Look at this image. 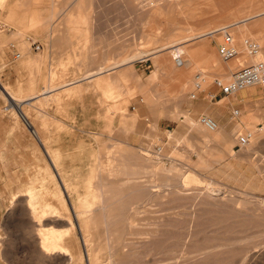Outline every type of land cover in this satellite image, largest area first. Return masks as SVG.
I'll return each mask as SVG.
<instances>
[{"label":"rangeland","instance_id":"rangeland-1","mask_svg":"<svg viewBox=\"0 0 264 264\" xmlns=\"http://www.w3.org/2000/svg\"><path fill=\"white\" fill-rule=\"evenodd\" d=\"M238 1L246 7L243 10L246 17L264 12V0ZM79 3L85 9H80ZM199 5V0H4L3 8L0 7V84L22 102V110L47 140L46 145L51 153L56 155L57 167H52L49 157L25 127L24 120L16 114L9 100L0 95V264H87L81 255L74 262H69L62 255L48 258L38 251L33 222L25 206L22 208L20 201L23 197L20 194L29 187L41 192L44 201L50 194L48 201L59 208L64 217L55 224L56 228L64 230L68 219H72L75 225L71 203L75 204V198L79 200L78 195L88 201L93 200L91 193L96 191L102 179L98 166L106 157L105 151L110 152L113 170L121 167L126 170L141 169L137 177L139 187L131 183L127 189L141 188L142 192L137 201L140 207L138 215L130 218V208L135 203L133 199L128 201V197L122 198L109 205L112 232L103 233L101 224L90 227L99 257H108L110 264H214L215 261V264H264V256L256 255L264 244V219L256 217L257 204L264 202V88L252 84V87L239 89L237 97L241 106H235L237 113L230 112L227 128L217 123L221 127L218 126V136H206V142L191 143L184 139L170 141L172 136L169 134L167 140L157 142L155 138H150L152 141L140 144L127 143L129 139H134L129 133L136 126L130 105L131 98L138 92L135 89L137 76L134 70L128 69L134 78L129 76L127 80L122 79V88H117L116 82L111 87L109 78L106 79L109 83L84 78L91 70L111 69V65L118 61L145 56L151 60L150 57L162 54L164 47L169 54L173 48L168 50V41L163 37L166 35L165 25L174 26L177 21L196 16ZM76 16H81V19ZM255 21L258 27L256 37L242 36L254 39L259 47L264 46V13ZM77 22L82 23L79 26ZM85 22L87 27H81L82 24L85 26ZM74 24L82 29L71 28ZM113 34L122 40L135 36L134 46L126 48L129 52L122 55V60H113L112 49L106 50L110 44L107 40ZM84 35L89 38V43L83 45ZM240 50L242 56L235 54L226 59L235 63L231 71L240 67L238 65L243 58H246L245 62L255 58L264 60V49H259L256 56L247 57L246 48ZM104 51L106 59H103ZM16 54L21 55L16 58ZM217 55L221 59L222 55ZM110 59L107 66H97L98 62L106 64ZM169 60L174 65L173 60ZM106 72L96 76L111 73ZM78 78L83 79L76 81ZM85 79L88 83L86 91L79 84ZM71 86L76 89L67 90ZM112 88L115 94L107 95ZM116 92H119L118 95ZM106 119L110 122L104 125ZM233 123L235 125L228 132L233 134L230 137L224 132ZM247 123L257 127V130L260 127L263 130L253 133L255 129L252 126L243 127ZM205 131L209 130L206 128ZM246 133L253 136L246 145L241 146L238 144V134ZM249 144H252L253 150L245 152ZM229 151L234 155L232 158H222L217 163L213 161L216 155L218 158L225 153L228 156ZM211 153L213 156H210ZM200 160L210 161V166L202 168L203 162ZM57 173L69 184L66 189L58 181ZM119 178L115 175L102 183L107 190L114 192L121 184ZM195 188L210 191L209 197L204 192L202 198H194L197 193H202ZM182 189H185V193ZM153 194L158 198H150ZM212 195L220 201L218 204L220 207L222 205L221 208L209 205L217 203L211 198ZM97 207L98 203L93 205L95 215L100 212ZM235 219L236 223L233 221ZM102 220H105L104 217ZM129 221L135 225L134 229L128 225ZM68 228L66 235L69 239L64 234L63 242L76 256V252L84 247L77 239V230ZM213 236L217 239H213ZM231 236H235L231 239L233 242L228 241ZM131 239L136 243L133 244ZM139 241L142 242L139 244ZM103 243L107 246L105 252L98 249ZM217 246L222 247L217 250ZM242 247L250 249L245 252L248 254L244 262L241 259Z\"/></svg>","mask_w":264,"mask_h":264},{"label":"crops","instance_id":"crops-1","mask_svg":"<svg viewBox=\"0 0 264 264\" xmlns=\"http://www.w3.org/2000/svg\"><path fill=\"white\" fill-rule=\"evenodd\" d=\"M81 3L78 7L85 9ZM199 4L196 16L177 21L174 26L165 25L166 35L163 37L168 41L167 48L180 51V65L175 63L173 66L170 65L168 51L164 47L162 54L150 57L151 60L148 56L134 57L127 61L115 62L111 65L113 66L111 69L96 70V72L91 70L90 73L84 75V78L89 77L88 80L99 79V82H108L106 79L109 78L111 87H114L116 82L117 88L120 86L122 88V79L127 80L129 76L134 78L128 69L134 70L137 76V80L134 81L135 89L138 92L131 98L130 105L136 126L134 131L129 133L130 136L133 135L134 139H129L127 143L143 144L152 141L150 138L161 142L164 139L167 140L170 134L172 136L170 141L176 142L184 139L200 144L202 140L206 142V128L200 122V115H210L216 123L227 128L231 119L230 112L233 114L234 110L237 111L235 106H241V101L237 97L240 90L235 91L234 94L226 95L222 94L219 88L214 85L213 79L220 77L217 75L230 78L236 70L235 68L231 71L235 63L223 57L221 60L218 57L217 53L221 56L218 45L223 40L224 34H229V42L243 48L242 35L256 37L255 32L258 27L255 20L264 12L246 17L243 15V10L246 7L241 5L238 0H199ZM191 11L195 12L193 9ZM75 18L81 19V16ZM113 31L116 32V30ZM82 37V42L87 41L86 35ZM170 39H172L171 42H169ZM135 40L134 35L127 36L122 40L121 37L113 34L107 40V43L110 42V44L106 50L112 49L110 52L115 58L113 60H122V55L129 52L126 48L134 46L132 43ZM103 44H105V37H103ZM260 49L262 51L264 46L261 45ZM170 51L172 52V50ZM102 55L103 59L107 58L106 51ZM247 56L249 55L245 53V57ZM245 59L243 58L238 66L250 63L249 60L245 62ZM109 62L111 59L106 64H102L100 61L97 66L102 68ZM106 71L111 73L100 77L96 76L104 74L103 72L107 73ZM80 79L83 78H78L76 81ZM198 79L201 80V88L195 89L194 82ZM79 84L83 85L86 91L87 80L85 79ZM132 84L129 85L130 88ZM74 85L76 87L77 83ZM73 87L71 86L67 90L74 91L79 88ZM116 93L118 95L119 92ZM114 94L113 88L107 93L111 96ZM107 122L110 120L106 119L103 122L104 125ZM234 125L235 123L224 133L228 134ZM220 132L223 133L221 129ZM228 135L231 137L233 134Z\"/></svg>","mask_w":264,"mask_h":264},{"label":"bare ground","instance_id":"bare-ground-1","mask_svg":"<svg viewBox=\"0 0 264 264\" xmlns=\"http://www.w3.org/2000/svg\"><path fill=\"white\" fill-rule=\"evenodd\" d=\"M3 6H4V0H0V7H2L3 8ZM251 12V11H250ZM12 16H13V14H12ZM22 19V18H21ZM87 21V19H84V21ZM77 21V20H76ZM72 22V21H71ZM5 23V22H4ZM72 23H75V22H72ZM82 23V22H81ZM81 23H79L80 25H81ZM77 24H78V22H77ZM77 24H74V25H72V26H70L71 28H74V27H78V25ZM87 25V23L85 22L84 23V25ZM79 25V26H80ZM83 26V24H82V26L81 27H87V26ZM12 27V26H11ZM70 27H68V28H70ZM81 27H78V28H81ZM17 29H18V27H17ZM82 29V28H81ZM20 31V30H19ZM19 33V32H18ZM17 33V34H18ZM20 37V36H19ZM86 38V37H85ZM87 39V38H86ZM88 41H86V40H84V42L82 43L83 45L84 44H86ZM86 46V45H85ZM244 47L243 48H246L245 47V45H243ZM84 47V46H83ZM21 48H24V46H22ZM85 48V47H84ZM236 48V47H235ZM83 49V48H82ZM240 49H242V48H240L239 47V49H237L236 48V51H235V53L232 55V56H229V57H225V56H223L222 54V57L223 58H225V59H228V58H231V57H233L235 54H237L238 53V55H241L242 56V50H240ZM259 49H260V47H259V45H258V48H257V51H256V53H254V54H251V55H256L257 53H258V51H259ZM24 50V49H23ZM27 51V50H26ZM246 52H247V50H246ZM247 54H248V52H247ZM21 55V54H20ZM249 56H251L250 54H248ZM168 56H169V58H171V60H173L172 62L173 63H175V64H177V65H180V63H181V58H180V56H181V53H180V51L179 50H174L173 51V49H172V52L171 53H169L168 54ZM175 57L177 58V60L175 59ZM169 62H170V60H169ZM170 65H172L173 66V64H171V62H170ZM214 79H216V78H214ZM218 79H220V80H222V81H227V80H229V79H227V80H224L223 78L221 79L220 77H218ZM200 81L201 80H197V81H195L194 82V87L196 86L195 84H197V86L195 87V89H199V88H201V86H200ZM213 82H214V80H213ZM202 83V82H201ZM253 86V85H252ZM251 85H249V86H245V87H252ZM239 90V89H238ZM237 91V90H236ZM235 92V91H234ZM231 94H233V93H229V94H226V95H231ZM0 95H2V97H5L6 99H8L9 100V102H10V105L12 106V108L15 110V112H16V114H19L20 116H21V118L24 120V123H25V127H27L29 130H30V133L32 134V136L34 137V139L37 141V143L41 146V148L43 149V151H44V153H45V155H47L48 157H49V159H50V163H51V165H52V167L54 168V167H57L56 166V155L54 154V152L53 153H51V150H49L48 148V145H46L47 143V140H45V138L42 136V134L40 133V131L37 129V128H35V125H34V123L28 118V116L26 115V113L22 110V102H20V101H18V100H16V98L12 95V94H10L3 86H1V84H0ZM190 95H192V94H190ZM235 113H237V111H235ZM234 112H233V114H235ZM210 117V116H209ZM211 118V117H210ZM212 120H213V126H211V127H209V126H207L205 123H203L201 120H200V122H202L203 124H204V126H205V128H207L209 131H206V136L209 138V137H215V136H218L217 135V132H218V124L216 123V121L213 119V118H211ZM252 124V123H251ZM250 125V124H249ZM248 125V123H247V125H244L243 127H246V126H249ZM193 126V125H192ZM250 126H252V125H250ZM262 126V125H261ZM202 127V126H201ZM262 127H264V126H262ZM262 127H260V128H258V130L257 129H255V128H257V127H251V128H253V129H255V131L253 130L252 132L253 133H256V132H258V131H262L263 129H262ZM220 128V127H219ZM248 128V127H247ZM249 129V128H248ZM211 130V131H210ZM250 130V129H249ZM252 130V129H251ZM246 134H248L249 136H248V138H247V140L244 142V143H242V145L241 146H244V145H246L248 142H249V140H250V138L253 136L252 134H250V133H246ZM245 134V135H246ZM226 137H228V136H226ZM217 139H218V137H216ZM215 138V139H216ZM214 139V138H213ZM211 140V139H210ZM222 140V139H221ZM217 141V140H216ZM219 141V140H218ZM222 142V141H221ZM239 143V142H238ZM239 144H241V143H239ZM227 146V145H226ZM222 147V146H221ZM218 148V147H217ZM245 149V148H244ZM253 150V148H252V144H249V145H247L246 146V151L245 152H249V150ZM220 150V149H219ZM222 152V151H221ZM251 152V151H250ZM105 153V155H106V157H104V159H103V161H101L100 162V164H99V166H98V169L100 170V172H102V179L100 180V182H99V186L97 187V189H95L96 191H93V194L91 193V195H92V198H93V200L92 201H88V199L86 200V199H84V198H82V196L80 197L79 195L78 196H76V197H79V200H78V198H77V200L78 201H76V198H75V204L74 203H71V207H73L72 209H73V213H74V219H75V225H73V220L71 219H68V221H67V223H68V225H67V227H65V229L64 230H60V229H58V228H56L57 226V224L59 223V221H60V219H64V217H63V215H62V212H61V210H59V208H56L53 204H51L49 201H48V196L50 195H48L47 196V198L45 197V201H44V196H43V194L41 193V192H39L38 190H36L35 188H33V187H29V188H26L25 190H24V192L23 193H21L20 194V196H22L23 198H22V200L20 201V203L22 204V208L25 206V210H26V212H27V214L29 215L28 217L31 219V221L33 222V231H34V237H36V242H35V244H37V247H38V251L39 252H41V253H43L44 255H46L48 258H50L51 256L52 257H55V256H63L64 258H65V260H67V261H69V262H74L73 260L75 259V258H78V257H80V255L82 256V257H84L85 258V260L87 261V264H110L111 263V261H109L108 260V257H106L105 259H102L101 257H99V255L97 254L98 252H97V250L94 248V245H95V243L93 242V235H92V231H91V226L92 225H96V226H98V225H103V228H102V232L103 233H109L110 231H111V227H112V225H111V214H110V211L108 210L109 209V205H111V204H114L115 202H117L118 200H120V199H122V198H124V199H127V197H128V201H129V199H133V204L135 203V206H133V208H130L131 210H132V212H131V214H130V218H132L133 216H135V215H138V213H140V211L138 212V210H139V203L137 202L138 200H140V194H141V192H142V189L141 188H132V189H127L128 188V185L129 184H131V183H133V184H135V187H139L138 186V183H139V181H137L138 179H137V177H139V175L141 174V172H139V171H137L139 168H137V170H135L134 168L132 169V170H126L125 168H123V167H121V168H119V169H116V171H115V169L113 170V166H112V164H111V162H112V160H111V158L109 157L110 156V152L109 151H105L104 152ZM213 153V152H212ZM211 153V155L210 156H213V154ZM210 154V153H209ZM222 154V153H221ZM60 155V154H59ZM214 155H216V153L214 154ZM225 156V157H224ZM224 156H223V154L220 156L219 155V158H218V156L216 155V157L218 158H216L217 159V161H216V159H214L213 161H215V163H217L220 159L222 160V158H225V160H226V158L228 157V158H232L234 155L231 153V151H229V155L228 156H226V153L224 154ZM113 159V158H112ZM205 159V158H204ZM204 159H203V161H204ZM212 160V159H211ZM203 161H201L200 160V162H203ZM206 161V160H205ZM199 162V161H198ZM210 162V161H209ZM209 162H203V163H201L202 165H201V167L202 168H205L206 169V167H209L210 166V163ZM212 162V161H211ZM213 164V163H212ZM227 164V163H226ZM229 164V163H228ZM58 165V164H57ZM196 165V164H195ZM198 165V164H197ZM199 166V165H198ZM212 166V165H211ZM224 166V165H223ZM175 168H176V166H174ZM55 169V168H54ZM58 169H59V166H58ZM58 169H56V170H58ZM174 169V168H173ZM175 170V169H174ZM225 172V171H224ZM152 174V173H151ZM223 174V173H222ZM55 175H57V179H58V181H60L62 184H63V186L65 187V189L67 188V185H69V184H67V182L64 180V177L61 175V176H59L58 175V173L57 174H55ZM54 175V176H55ZM115 175H118V176H120V178L118 179V181H120V186L117 188V189H115L114 190V192H111L110 190H107L106 189V186L102 183L103 182V180H105V179H108V178H112V177H114ZM228 175V174H227ZM43 176V175H42ZM231 176V175H230ZM178 177V176H177ZM229 177V176H228ZM232 177V176H231ZM235 177V176H234ZM233 177V178H234ZM230 178V177H229ZM56 179V178H55ZM175 180V179H174ZM203 181V180H202ZM43 182V181H42ZM57 182V181H56ZM45 183V182H44ZM173 183V182H172ZM177 183V182H176ZM59 184V183H58ZM174 184H175V181H174ZM210 184H211V182H210ZM117 185H118V183H117ZM164 185V184H163ZM176 185H178V184H176ZM262 185V184H261ZM42 186V185H41ZM59 186V185H58ZM62 186V185H61ZM169 186V185H168ZM171 186V185H170ZM182 186H184V185H182ZM71 187V186H70ZM141 187V186H140ZM172 187V186H171ZM181 187V186H180ZM179 187V188H180ZM202 187V186H201ZM54 188V187H53ZM145 188H147V187H145ZM63 189V188H62ZM90 189V188H89ZM171 189H174V188H171ZM196 189V188H195ZM53 190V189H52ZM56 190H57V192L56 193H60V191L58 190V188L56 187ZM61 190V189H60ZM183 190V189H182ZM185 190V189H184ZM184 190H183V193H185L184 192ZM188 190V189H187ZM186 190V191H187ZM197 190V189H196ZM199 190H201V189H199ZM199 190H197V191H199ZM63 191H65L64 189H63ZM92 191V190H91ZM180 192H181V190H179ZM193 191V190H192ZM195 191V190H194ZM196 191V192H197ZM202 191V190H201ZM73 192V191H72ZM152 192V191H151ZM206 193L207 195H208V197H209V194H210V191H208V190H206V189H204V191H202V193H200V195H199V193H197L195 196H193L194 198H202L203 196H201L203 193ZM113 193V194H112ZM188 193H191V192H188ZM194 193V192H193ZM45 194H46V192H45ZM88 194H90V192L88 193ZM112 194V195H111ZM148 194V193H147ZM163 194V193H162ZM70 195V194H69ZM81 195V194H80ZM83 195V194H82ZM154 195V194H153ZM205 195V194H204ZM217 195V194H216ZM19 196V197H20ZM84 196H86V195H84ZM83 196V197H84ZM162 196V195H161ZM160 196V197H161ZM199 196H201V197H199ZM214 195H212L211 196V198H213L215 201H217V203H215V202H213L212 204H209V205H215V206H217V208H219L220 207V205L218 204V202H220V201H218V200H216L214 197H213ZM70 197V196H69ZM74 197V196H73ZM89 197V196H88ZM146 197V196H145ZM144 197V198H145ZM147 197H149V196H147ZM153 197H157V195H154V196H152V197H150V198H153ZM216 197V196H215ZM226 197V196H225ZM234 197V196H233ZM233 197H231V198H233ZM150 198H148V200L150 199ZM158 198V197H157ZM193 198V199H194ZM206 198V197H205ZM211 198L209 199V200H211ZM219 198V197H218ZM156 199V198H155ZM237 199H238V197H237ZM147 200V201H148ZM151 200V199H150ZM149 200V201H150ZM209 200H206V201H208L209 202ZM219 200H221V199H219ZM235 200V199H234ZM247 200H249V199H247ZM195 201H196V199H195ZM92 202H93V204H92ZM200 202H201V199H200ZM224 202V201H223ZM237 202V201H236ZM243 202V201H242ZM248 202V201H247ZM78 203H80V205L78 204ZM98 203V210H100V212L99 213H97L96 215L94 214L95 212H94V209L95 208H93V205L94 204H97ZM146 203V202H145ZM199 203V202H198ZM239 203V202H238ZM258 203V202H257ZM226 204V203H225ZM231 204V203H230ZM233 204V203H232ZM261 205H258L257 204V216L256 217H258L259 219H264V202L262 201L261 203H260ZM79 205V206H78ZM132 205V204H131ZM207 205V204H206ZM255 205H256V203H255ZM124 206V205H123ZM214 206V207H215ZM225 206V205H224ZM242 206V205H241ZM79 207H81V208H79ZM122 207V206H121ZM125 207V206H124ZM221 207H222V205H221ZM220 207V208H221ZM225 207H227V206H225ZM243 207H245V206H243ZM252 206H250V208H251ZM256 207V206H255ZM111 208V207H110ZM213 208V207H212ZM246 209L248 208L249 209V207H245ZM119 209V208H118ZM232 209L233 210H235L233 207H232ZM251 209H253V208H251ZM256 209V208H255ZM213 210V209H212ZM200 211V210H199ZM214 211V210H213ZM224 212H225V210H223ZM128 212V211H127ZM195 212V211H194ZM215 212V211H214ZM220 212V211H219ZM233 212H235V211H233ZM193 214V213H192ZM255 214V213H254ZM140 215V214H139ZM232 215V214H231ZM25 216V215H24ZM220 216V215H219ZM239 216V215H238ZM103 217H104V221L102 220L101 221V219H103ZM194 217V216H193ZM128 218V217H127ZM238 218V217H237ZM248 218V217H247ZM232 219V218H231ZM241 219H242V217H241ZM45 220H47V223H44V221ZM67 220V219H66ZM122 220V219H121ZM243 220V219H242ZM241 220V221H242ZM256 220V219H255ZM123 221V220H122ZM233 221H235V223L237 222L236 221V219L235 220H233ZM238 221H239V219H238ZM257 221V220H256ZM225 222H226V220H225ZM240 222V221H239ZM222 223V222H221ZM249 223V222H248ZM56 224V225H55ZM208 224V223H207ZM229 224V223H228ZM227 224V225H228ZM256 224V223H255ZM55 225V226H54ZM123 225V224H122ZM126 225V224H125ZM128 225H130V227L131 228H133L135 225H132V221H129L128 222ZM198 226L200 225V223L199 224H197ZM196 225V226H197ZM235 225V224H234ZM239 225V224H238ZM252 225H254V224H252ZM260 225V224H259ZM262 225V224H261ZM32 226V225H31ZM30 226V227H31ZM68 226L69 227H71V229L74 227V229H76L77 230V233H78V236H77V239L79 238V240H80V243H82V246L84 247V248H82L81 250H80V252L79 251H77L76 252V256H75V254L73 253V250L72 249H70V248H68V244L66 245L64 242H63V236H64V234L66 235V232L68 231ZM190 226V225H189ZM228 226H230V224L228 225ZM124 227V226H123ZM129 228V227H128ZM195 228V227H194ZM237 228V227H236ZM134 229V228H133ZM238 229V228H237ZM30 230V229H29ZM124 230V229H123ZM126 230V229H125ZM128 230V229H127ZM32 231V232H33ZM239 231V230H238ZM112 232V231H111ZM139 232V231H138ZM137 232V233H138ZM141 232V231H140ZM70 234L72 233V232H69ZM195 233V232H194ZM209 233H211V232H209ZM219 233V232H218ZM233 233H234V231H233ZM236 233V232H235ZM70 234H68V235H70ZM73 234V233H72ZM131 234H133V233H131ZM130 234V235H131ZM193 234V233H192ZM237 234V233H236ZM207 235V234H206ZM67 236V235H66ZM65 236V237H66ZM76 236V235H75ZM192 236H194V234L192 235ZM215 236V235H214ZM213 236V239H217V238H215ZM72 237V236H71ZM138 237V236H137ZM197 237H198V235H197ZM196 237V238H197ZM205 237V236H204ZM208 237H209V235H208ZM217 237V236H216ZM232 237V236H231ZM235 237V236H234ZM234 237H232V238H228V241H229V239L231 240V239H233ZM245 237V236H244ZM264 237V236H263ZM66 238H68L69 239V237L67 236ZM219 238V237H218ZM236 238H239V237H236ZM242 238V237H241ZM34 239V238H33ZM145 239V238H144ZM200 239V238H199ZM212 239V238H211ZM78 240V241H79ZM113 240V239H112ZM146 240H148V237L146 238ZM225 240V239H224ZM238 240V239H237ZM245 240V239H244ZM243 240V241H244ZM131 241L133 242L134 240H132L131 239ZM144 241V240H143ZM232 241V240H231ZM264 241V240H263ZM110 242H112V241H110ZM128 242V241H127ZM140 242H142V241H139V244H140ZM233 242V241H232ZM231 242V243H232ZM238 242V241H237ZM242 242V241H241ZM134 243H136V242H133V244ZM228 243V242H227ZM245 243V242H244ZM125 244V243H124ZM138 244V243H137ZM219 243H217V245H218ZM249 244V243H248ZM252 244H254L253 242H252ZM256 244V243H255ZM188 245H189V243H188ZM225 245V244H224ZM264 245V244H263ZM262 245V248L256 253V255L258 254V255H261V256H264V246ZM202 246V245H201ZM214 246H216V245H214ZM192 247V246H191ZM220 247H222V246H217L216 248H217V250H218V248H220ZM230 247V246H229ZM231 247H232V245H231ZM240 247V246H239ZM244 247V246H243ZM243 247H242V250H241V252H242V255H241V259L243 260V262H244V260H245V258H247L246 257V255L248 254H246L245 252L247 251V250H250V249H248V247L246 248V249H243ZM251 247H253V246H250V248ZM98 249H101L103 252H105L106 251V249H107V246H106V244L105 243H103V244H101V245H99V248ZM229 249V248H228ZM239 249V248H238ZM237 249V250H238ZM241 249V248H240ZM258 249V248H257ZM257 249L256 250H254V251H257ZM75 250V249H74ZM209 250V249H208ZM208 250H206V251H208ZM226 250V249H225ZM129 251V250H128ZM147 251V250H146ZM195 252V251H194ZM225 252V251H224ZM226 252H228V251H226ZM247 252H249V251H247ZM137 253H139V252H137ZM136 253V254H137ZM207 253V252H206ZM211 253V252H210ZM240 253V252H239ZM253 253V252H252ZM108 254V253H107ZM136 254H134L135 256H136ZM142 253H140V255H141ZM148 254H149V252H148ZM214 254V253H213ZM222 254V253H221ZM225 254V253H224ZM229 254V253H228ZM42 255V254H41ZM127 255V254H126ZM145 255V254H144ZM150 255V254H149ZM204 255V254H203ZM211 255V254H210ZM216 255V254H215ZM223 255V254H222ZM227 255V254H226ZM257 255V256H258ZM138 256V255H137ZM209 256V255H208ZM43 257V256H42ZM103 257V256H102ZM200 257V256H199ZM199 257H197V258H199ZM228 257V256H227ZM110 258V257H109ZM205 258V257H204ZM221 258V257H220ZM224 258H226V257H224ZM110 259H112V258H110ZM124 259V258H123ZM200 259H201V257H200ZM228 259V258H227ZM129 260V259H128ZM197 260V259H196ZM202 260V259H201ZM204 260V259H203ZM221 260H222V258H221ZM66 261V262H67ZM130 261V260H129ZM134 262V261H133ZM207 263H208V261H206ZM216 262V261H215ZM215 262H214V264H215ZM218 262V261H217ZM119 264H122V263H119Z\"/></svg>","mask_w":264,"mask_h":264},{"label":"built area","instance_id":"built-area-1","mask_svg":"<svg viewBox=\"0 0 264 264\" xmlns=\"http://www.w3.org/2000/svg\"><path fill=\"white\" fill-rule=\"evenodd\" d=\"M229 41V34H224L223 42L219 43L218 45L219 52L225 57L232 56L236 51L234 44L232 45ZM242 42L244 43L248 54L251 55L256 53L258 43L255 42L254 39L251 38L250 40L246 37H243ZM15 56L17 58L20 55L16 54ZM175 59L177 60L176 57ZM213 80L214 85L219 88L222 94L234 93V91L252 84H258L264 88V60L261 58H255L252 59L250 64L241 65L234 71L227 81H222L218 78ZM195 85L197 86V84ZM233 112L235 113V110ZM199 119L207 126H213L214 122L208 115H200ZM248 136V134H238V142L241 144L244 143Z\"/></svg>","mask_w":264,"mask_h":264}]
</instances>
